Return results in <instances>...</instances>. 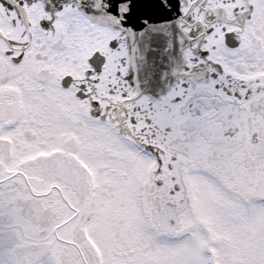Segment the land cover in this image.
<instances>
[{
  "label": "snow or ice",
  "instance_id": "snow-or-ice-1",
  "mask_svg": "<svg viewBox=\"0 0 264 264\" xmlns=\"http://www.w3.org/2000/svg\"><path fill=\"white\" fill-rule=\"evenodd\" d=\"M0 264H264V0H0Z\"/></svg>",
  "mask_w": 264,
  "mask_h": 264
}]
</instances>
